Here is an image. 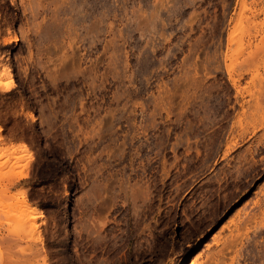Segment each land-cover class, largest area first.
<instances>
[{"label": "rangeland", "instance_id": "374dc122", "mask_svg": "<svg viewBox=\"0 0 264 264\" xmlns=\"http://www.w3.org/2000/svg\"><path fill=\"white\" fill-rule=\"evenodd\" d=\"M0 74V264H264V0H0Z\"/></svg>", "mask_w": 264, "mask_h": 264}, {"label": "bare ground", "instance_id": "6f19581e", "mask_svg": "<svg viewBox=\"0 0 264 264\" xmlns=\"http://www.w3.org/2000/svg\"><path fill=\"white\" fill-rule=\"evenodd\" d=\"M7 74H10V73H7ZM1 75V74H0ZM11 76V75H10ZM1 76H0V81H2L1 80ZM5 177V176H4ZM8 178H6V179H1L0 178V184H2V182L4 181V180H7ZM12 180V179H11ZM26 203V200H25V198H21V199H18L17 200V203H16V205L18 204V207H22V205L23 204H25ZM19 218H18V216H17V218L15 219L14 218V220L17 222V224H18V222H19V227H22L23 226V224H21V222H20V220H18ZM19 227H18V225H16V228L17 229H9V231H8V233L6 234V235H4V237H3V240L4 241H2V242H6V243H8V247L7 248H9V245H12V244H16V243H18V242H20V236H19V234H20V232H21V229H19ZM16 234L18 235V237L16 236ZM4 248V247H3ZM14 248H16V246L14 247ZM5 249V248H4ZM9 250H10V248H9ZM11 252H12V250H11ZM13 252H14V250H13ZM10 253V252H9ZM15 255V254H14Z\"/></svg>", "mask_w": 264, "mask_h": 264}, {"label": "clouds", "instance_id": "9594fccd", "mask_svg": "<svg viewBox=\"0 0 264 264\" xmlns=\"http://www.w3.org/2000/svg\"><path fill=\"white\" fill-rule=\"evenodd\" d=\"M14 86V81L11 78L6 81H0V91H10Z\"/></svg>", "mask_w": 264, "mask_h": 264}]
</instances>
